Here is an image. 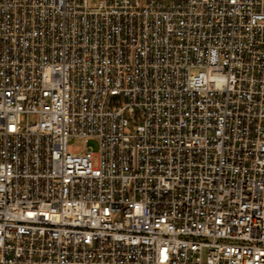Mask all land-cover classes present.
Masks as SVG:
<instances>
[{
    "label": "built area",
    "instance_id": "2783aa9c",
    "mask_svg": "<svg viewBox=\"0 0 264 264\" xmlns=\"http://www.w3.org/2000/svg\"><path fill=\"white\" fill-rule=\"evenodd\" d=\"M0 264H264V0H0Z\"/></svg>",
    "mask_w": 264,
    "mask_h": 264
},
{
    "label": "rangeland",
    "instance_id": "374dc122",
    "mask_svg": "<svg viewBox=\"0 0 264 264\" xmlns=\"http://www.w3.org/2000/svg\"><path fill=\"white\" fill-rule=\"evenodd\" d=\"M85 146H88L91 148V150L95 153V156L93 158V164L96 165L97 163V150H98V145L96 140H89L88 142H85L83 138L79 137H73L69 140L67 144V151L68 152H75V153H82Z\"/></svg>",
    "mask_w": 264,
    "mask_h": 264
}]
</instances>
